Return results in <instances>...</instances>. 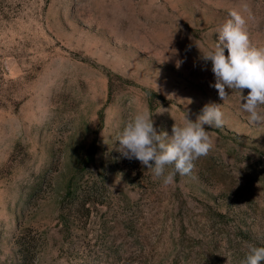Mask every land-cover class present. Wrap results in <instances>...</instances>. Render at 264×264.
Wrapping results in <instances>:
<instances>
[{
  "label": "rangeland",
  "instance_id": "1",
  "mask_svg": "<svg viewBox=\"0 0 264 264\" xmlns=\"http://www.w3.org/2000/svg\"><path fill=\"white\" fill-rule=\"evenodd\" d=\"M233 10L264 47V0H0V264H243L264 246V123L202 59ZM209 103L225 123L172 184L117 151L137 112L171 135Z\"/></svg>",
  "mask_w": 264,
  "mask_h": 264
},
{
  "label": "clouds",
  "instance_id": "2",
  "mask_svg": "<svg viewBox=\"0 0 264 264\" xmlns=\"http://www.w3.org/2000/svg\"><path fill=\"white\" fill-rule=\"evenodd\" d=\"M230 17L217 29L218 37L202 59L211 62L215 83L210 86L218 90L219 97L225 100L226 88L238 91L245 101L241 108L249 114L248 122L260 125L264 123V47L250 43L247 22L240 12L233 10ZM182 63L177 60V68ZM243 89L250 90L246 96ZM151 117L148 110L137 112L118 137L117 151L123 158L139 160L155 177H163L165 185L172 184L176 174H191L194 161L212 149L214 142L205 126L220 128L225 123L222 105L215 103L206 104L194 121L186 115L182 124L172 126L171 135L158 133ZM168 166L172 170L166 172ZM243 264H264V246L249 245Z\"/></svg>",
  "mask_w": 264,
  "mask_h": 264
}]
</instances>
